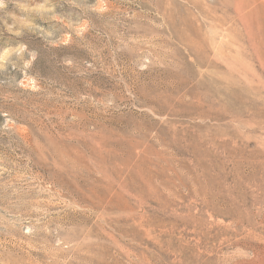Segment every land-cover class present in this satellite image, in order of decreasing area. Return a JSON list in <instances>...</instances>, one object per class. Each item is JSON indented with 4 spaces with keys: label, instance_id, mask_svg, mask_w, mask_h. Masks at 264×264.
Masks as SVG:
<instances>
[{
    "label": "rangeland",
    "instance_id": "1",
    "mask_svg": "<svg viewBox=\"0 0 264 264\" xmlns=\"http://www.w3.org/2000/svg\"><path fill=\"white\" fill-rule=\"evenodd\" d=\"M103 9L0 2V264H264V0Z\"/></svg>",
    "mask_w": 264,
    "mask_h": 264
},
{
    "label": "clouds",
    "instance_id": "2",
    "mask_svg": "<svg viewBox=\"0 0 264 264\" xmlns=\"http://www.w3.org/2000/svg\"><path fill=\"white\" fill-rule=\"evenodd\" d=\"M2 2V0H0ZM101 10L103 9V0H101ZM11 27V26H10ZM17 35H20L19 32L16 33ZM27 45L20 43L15 46H8L4 47L3 49H0V67H4L7 62L13 57V56H18L21 59L24 57V53L27 52ZM35 57L33 56L32 59ZM31 60H26L25 61V66H30Z\"/></svg>",
    "mask_w": 264,
    "mask_h": 264
}]
</instances>
